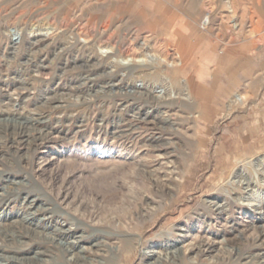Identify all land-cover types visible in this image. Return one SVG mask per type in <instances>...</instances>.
I'll list each match as a JSON object with an SVG mask.
<instances>
[{"label": "rangeland", "instance_id": "obj_1", "mask_svg": "<svg viewBox=\"0 0 264 264\" xmlns=\"http://www.w3.org/2000/svg\"><path fill=\"white\" fill-rule=\"evenodd\" d=\"M170 32L196 48L155 100ZM0 106L5 264H264V0H0Z\"/></svg>", "mask_w": 264, "mask_h": 264}, {"label": "bare ground", "instance_id": "obj_2", "mask_svg": "<svg viewBox=\"0 0 264 264\" xmlns=\"http://www.w3.org/2000/svg\"><path fill=\"white\" fill-rule=\"evenodd\" d=\"M209 19V18H208ZM207 21V19H206ZM205 21V22H206ZM104 27V26H103ZM56 31V28L53 27V26H47V27H44L42 30L40 31H36V30H31L29 31V34H28V37L32 39V41H40V40H44L45 38L49 37L51 34H53L54 32ZM176 32H173L171 33L170 32V41H172L174 43V47L177 49V56L179 57L178 60L176 61H172V62H166V69L161 71L164 73V75H166L168 78H169V83L168 84H163V82L161 84H157L159 85V87L156 89V87L152 86L150 88H147L148 86H144V92L147 93V95L149 96V98H152V99H155V100H165L167 96H170L171 95V92H173V90L175 88L179 86L176 85L175 81L173 80V78L171 76H168L166 74V70L167 68H171L173 71L174 70H179V72L181 74H184V70H186L187 66L189 63H191L192 61V54L195 50L196 47H194V45H191V44H187L186 41L184 40V37L183 35H179V39L180 40H175V38L177 37L176 36ZM22 32L21 30H15L13 32V34L11 33L10 35V38H11V41L13 44H16V43H20L21 40H22ZM176 36V37H175ZM53 38V37H52ZM68 39V38H67ZM51 41V40H50ZM117 41V40H116ZM72 42V41H71ZM176 43V44H175ZM193 44V43H192ZM112 45V44H111ZM111 45H105V46H101L99 47L98 49L100 50L99 54H98V57H108L109 58V65L111 68H115L119 71L121 70H127L129 71L132 67L130 66V58L128 55H122V54H115L116 50L114 48V46H111ZM166 47V46H165ZM201 48V47H200ZM199 48V49H200ZM121 49V48H120ZM124 50V49H123ZM56 51V50H55ZM118 51V50H117ZM127 53H128V50H127ZM49 55V54H48ZM164 58V57H163ZM133 59V57H132ZM165 59V58H164ZM204 59V58H203ZM202 59V60H203ZM167 60V59H166ZM201 60V61H202ZM161 61H163L161 58H158L155 54H153L152 52L150 51H147L145 53H143V55H141L140 57V61L139 63L143 64V63H151V64H155V66L159 65L161 63ZM41 63V62H40ZM200 63V61H199ZM201 67V66H200ZM135 68V67H134ZM109 72H111V70L109 69ZM160 72V71H158ZM128 73V72H127ZM79 74V73H78ZM161 74V73H160ZM171 74V73H170ZM162 75V74H161ZM201 77V76H200ZM166 78V77H165ZM178 78V77H177ZM19 81V80H18ZM180 81H183V88L185 90V94H183L185 96V98H189L190 97V92H189V84L190 82H188L189 80L186 79V78H180ZM179 81V82H180ZM102 82V81H101ZM149 82V81H148ZM165 82V81H164ZM79 85V84H78ZM92 86V85H91ZM90 86V87H91ZM75 86H73L74 88ZM88 87V86H87ZM89 87V88H90ZM136 87V86H135ZM138 87V86H137ZM72 88V87H71ZM76 88V87H75ZM82 90V89H81ZM80 89H77L76 90V93L78 95V93L81 91ZM86 90V89H85ZM90 90V89H89ZM183 90V91H184ZM180 91V90H179ZM53 93V91H52ZM72 93V92H71ZM182 93V92H181ZM181 93H178L177 91V94H181ZM176 94V93H175ZM75 95V94H74ZM177 96V95H176ZM182 95H180V97H184ZM179 97V96H178ZM165 98V99H164ZM170 98V97H169ZM244 99V95H240V94H235L233 99L230 101V103L232 104H235V103H242ZM168 100V99H166ZM170 100V99H169ZM7 105V104H6ZM8 106V105H7ZM53 106V105H52ZM1 108V106H0ZM56 106H53L52 107V110L55 109ZM5 109V108H4ZM3 109V110H4ZM7 110V109H6ZM79 110V109H78ZM10 111V110H9ZM1 113V112H0ZM53 113V112H52ZM3 114L9 116L10 113L8 111H4ZM20 115V114H19ZM2 118V117H1ZM8 120V119H7ZM5 121V120H3ZM57 121V120H56ZM44 126V125H43ZM44 132V131H43ZM247 159V158H246ZM261 159V158H260ZM243 161V160H242ZM241 161V163H242ZM247 161V160H246ZM262 161H264V158H262L261 160H256V162L254 161V164H251L250 167H252L253 165L254 166H261V164L263 163ZM239 163V162H238ZM245 166V165H244ZM239 169V172L241 173L242 172V169L238 168ZM256 169V168H255ZM246 174V173H245ZM234 177H236L238 175V171L233 173ZM254 175V174H253ZM234 179V178H233ZM238 181V180H237ZM238 183V182H237ZM241 184V183H240ZM134 191V190H133ZM85 194V193H84ZM28 197V196H27ZM2 198V197H1ZM10 198V197H9ZM4 199V198H3ZM7 199V197H6ZM249 199L251 201H254L256 202L255 206L256 208H260V209H264V193H252L249 197ZM3 201H6V200H3ZM4 203V202H3ZM89 203H94L93 200L89 201ZM95 204V203H94ZM201 204V203H200ZM7 205V204H6ZM96 206V204H95ZM214 206V205H213ZM88 207V203H79V205L76 207V209H80V210H83V211H86ZM54 215V214H53ZM64 215V214H63ZM55 217V216H54ZM44 218V217H43ZM67 220H68V217L66 216ZM24 220V219H23ZM71 220V219H70ZM58 221V220H57ZM61 221V220H60ZM64 221V220H63ZM66 221V220H65ZM118 221V220H117ZM18 222V221H17ZM21 222V221H20ZM28 222V221H27ZM22 223V222H21ZM70 224H68V227L65 228L64 230H67L69 232H72L74 231L73 233H81L82 234V231L78 232V226L75 225L73 226V223H72V220L71 222H69ZM24 224V223H23ZM8 226V225H6ZM51 226V225H50ZM60 229H63L62 227L59 228V231ZM73 229V230H72ZM58 230V228H57ZM64 233V232H63ZM70 234V233H69ZM80 238H82V235L80 236ZM65 240V239H64ZM66 243V242H65ZM75 244V243H74ZM63 248V247H62ZM17 249V248H16ZM64 252L67 256H69L68 260L69 259H73V260H78V258L80 257L78 251H77V246H65L64 247ZM242 254V253H241ZM65 255V256H66ZM158 255V254H157ZM10 256V255H9ZM158 257V256H157ZM1 258V257H0ZM84 259H86L85 257H82ZM8 259L9 258H6V259H0V264H5L8 262ZM14 259V258H13ZM77 262V261H76ZM86 263V261H84ZM84 263V264H85ZM9 264V263H8Z\"/></svg>", "mask_w": 264, "mask_h": 264}]
</instances>
